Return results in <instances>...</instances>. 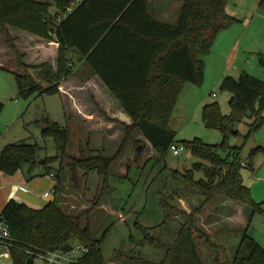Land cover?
I'll list each match as a JSON object with an SVG mask.
<instances>
[{
	"label": "trees",
	"instance_id": "16d2710c",
	"mask_svg": "<svg viewBox=\"0 0 264 264\" xmlns=\"http://www.w3.org/2000/svg\"><path fill=\"white\" fill-rule=\"evenodd\" d=\"M53 4L58 10L55 15L50 13L51 4L47 2L0 0V31L7 47L16 56L18 68L23 70L16 74L17 96L28 99L36 93H59L60 83L73 73L68 53L75 50L131 119V124H122L124 137L111 156L100 152L81 159L69 156L75 166L71 169V181L74 184L78 181V170L82 169L86 175L94 171L106 187L111 165L130 144L135 130L162 158L172 144L181 145L200 159L182 175L205 196L199 211L215 196L251 208V215L247 213V226L227 264H264V248L248 234L250 216L264 209L261 203L254 202L241 175L243 168H252L253 155L264 153V147L255 148L245 164L241 158L242 147H230L227 143L235 124L248 110L253 120L244 141L264 124V82L246 72L237 78L223 77L220 89L231 93V113L223 115L217 103L204 105L202 113L204 124L221 132L220 144H207L197 138L177 141L175 132L168 126L181 85L203 82V55L220 33L239 21L226 12L227 0H184L175 25L151 17L148 0H82L70 13H67L70 0H54ZM259 7L264 12V0H260ZM10 30L55 41L58 44L56 65L50 62L27 64L26 54L18 49L16 36ZM259 64L264 68L263 55L259 57ZM29 69L38 70L40 81ZM3 108L0 101V115ZM42 135L52 137L56 145V155L48 159L64 158L68 146L67 129L46 118ZM37 150L36 144L24 142L5 145L0 150V171L14 175L24 164H34ZM48 159H45L46 165ZM196 172H202L203 176L196 179ZM59 176V172L54 173V199L45 206L32 208L15 199L5 204L1 215L12 236L14 264L31 263L29 250H67L74 242L89 247L88 254L82 256L78 264H104L101 241L93 237L88 221L90 210L82 216H71L59 207ZM193 230L189 225H181L176 241L167 248L160 264H203L196 250ZM199 234L210 242V236L200 226Z\"/></svg>",
	"mask_w": 264,
	"mask_h": 264
},
{
	"label": "rangeland",
	"instance_id": "374dc122",
	"mask_svg": "<svg viewBox=\"0 0 264 264\" xmlns=\"http://www.w3.org/2000/svg\"><path fill=\"white\" fill-rule=\"evenodd\" d=\"M35 1L50 3V12H56L54 0ZM183 2L169 0L164 6L166 16L159 21L175 25ZM259 2L227 0L226 12L239 21L220 33L211 49L203 55V82L199 85L184 82L181 85L168 123L177 141L197 138L212 145L222 142L221 132L207 127L202 113L204 105L210 103H217L223 115L231 113V93L220 89L223 77L237 78L246 72L264 82V68L259 64V57L264 56V12ZM152 8L153 5H150L149 9ZM16 31L14 35L18 34ZM29 45L27 38L16 44L18 49H25L24 61L27 64L52 62V50L46 52L38 47L39 50L35 52L38 44ZM235 46L234 57L231 51ZM22 48L19 49L21 52ZM68 56L74 66L72 75L62 81L63 84L60 83L63 96L59 93H36L23 99L17 96L16 83V73L21 74L23 70L18 68L16 56L7 47L0 31V58L5 65V69L0 68V101L4 104L0 115V150L16 142L36 144L38 147L35 163L24 164L13 177V184L17 185V177H34L46 172L47 168L59 172L58 205L71 216H82L86 210H90L88 221L93 237L101 241L104 264H160L167 254V248L176 241L183 224L195 229L194 242L203 264L229 263L243 232V228L238 226L243 217L242 211L250 214L251 208L240 204L243 206L241 208L236 205L239 204L237 201L215 196L199 211L205 196L182 177L186 170L200 161L188 149L182 150L179 155L169 150L162 158L135 130L131 134L130 144L111 165L106 187L94 171L86 175L82 169L78 170V181L76 184L71 181V169L75 166L69 156L81 159L98 152L111 156L124 137L122 124H131V121H124L127 117L115 97L106 95L98 79L80 60L79 54L70 50ZM12 65H16V68H12ZM29 73L40 81L37 69H29ZM71 108L78 111L76 116ZM250 114L252 112L248 110L242 116L227 139L230 147H242L241 158L245 164H248L255 148L264 147V124L244 141L248 125L253 120ZM46 118L67 129L68 146L64 158L48 159L56 155L57 149L52 137L42 135ZM99 127L104 128L105 132L94 131ZM137 146H143L140 153ZM46 158L49 162L44 165L42 162L46 164ZM251 165L252 168H243L241 175L251 190L254 202L261 203L264 209V153L256 152ZM202 176V172L195 173L196 179ZM45 178L41 180L43 189L48 187L52 176ZM12 188L16 189V186ZM53 198L52 192L48 199ZM227 200L230 203L223 206L222 203ZM82 222L85 224L84 215ZM209 223L212 224L205 225ZM199 226L210 236V242L199 234ZM248 234L264 248V212L250 216ZM36 264L41 263L37 261Z\"/></svg>",
	"mask_w": 264,
	"mask_h": 264
},
{
	"label": "crops",
	"instance_id": "0c3cea01",
	"mask_svg": "<svg viewBox=\"0 0 264 264\" xmlns=\"http://www.w3.org/2000/svg\"><path fill=\"white\" fill-rule=\"evenodd\" d=\"M168 3H169V0H148V9H149L150 5H153V8L151 10L150 9L148 10L149 15L151 17L157 19V20L164 18L166 16V9H164V6L167 5ZM54 7H55L56 12L54 14H52L50 12L52 15H55L58 12L57 7L55 5H54ZM63 16H64V14L59 15L58 18L61 19ZM10 31L14 35L15 30H10ZM16 33H18V34H15L14 36H16V42L15 43L17 45H18V43H20V41L22 39L24 40L27 38L28 43L31 44V45H29L30 47H32L33 44L34 45L38 44V46H36L35 52H37L39 50V48L42 51H46V52L49 50H52L54 53V57H53V60L51 63L54 66L56 65V56H57V51H58V44L55 41H48V40L39 38L37 36L30 35L27 33H22V32H17V31H16ZM236 47L237 46H235L234 50L231 51L232 54L234 55V57L236 56V50H235ZM21 48L22 47H20L19 49H21ZM22 49H23L22 51L26 53L25 49L24 48H22ZM27 58H28V55H27ZM3 61L4 60H2L0 58V68L1 69H5V65L2 64ZM13 67L16 68V65L15 66L12 65V68ZM8 69H10V68H8ZM16 74H19V73H16ZM95 77L100 82V84H101L100 87L102 88V90L105 91L106 95L112 97L113 95L107 90V88L104 86V84L101 82V80L97 76H95ZM63 83L64 82H62L61 84H63ZM60 88H61V85L59 86V94L61 96H63V93L61 92ZM69 97L71 98V96H69ZM70 98H69V101L71 103L72 101ZM64 109H65V113H67L65 105H64ZM71 109L73 111L72 113L76 116L78 111L73 109V108H71ZM124 115L127 117L124 119V121H126V119H128V121H131V119L129 118V116L126 113H124ZM88 119H90L89 116H88ZM88 129H89V127H88ZM90 129L92 130V128H90ZM94 131L95 132H101V133L105 132L104 128H100V127L95 128ZM43 164L46 165L45 161ZM54 172L49 170L50 174L51 173L54 174ZM49 173L45 174V172L44 173L42 172L39 175H37L38 177H42V178H38L36 175H34V177H32V176H28L25 178L21 177L20 179L17 177L16 178L17 179V185H15V184H13L12 180L14 179L13 177H16L15 175L17 173H15L14 175H7V174H4L0 171V208H1L0 213L2 212L5 204L10 199H15L17 201L23 202L32 208H41V207L45 206L48 202L52 201V199H48V198H49L50 194L52 195V192L54 193V186L56 185V180L54 179V177L51 178ZM55 173H57V172H55ZM43 175L47 176L48 179L51 178V180H49L48 187L46 189H43V186L41 184V180L46 179L45 176L43 177ZM13 185L16 186V189L12 188ZM20 187H23L25 189H20ZM50 191H52V192H50ZM228 203H230V202H228V200H227V201L223 202L222 205L224 206L225 204H228ZM236 205L238 207L243 208V206H241L242 204L240 205V203L236 204ZM247 213L248 212H246L245 210L242 211L243 217H241L240 224L238 225L241 228H244L247 226ZM215 222L219 223V221H215ZM204 223L205 222L202 223V226H204ZM211 224L212 223L205 224V225H211ZM248 230H249V226H248Z\"/></svg>",
	"mask_w": 264,
	"mask_h": 264
},
{
	"label": "built area",
	"instance_id": "2783aa9c",
	"mask_svg": "<svg viewBox=\"0 0 264 264\" xmlns=\"http://www.w3.org/2000/svg\"><path fill=\"white\" fill-rule=\"evenodd\" d=\"M81 2L82 0H70L67 13L72 12ZM169 150L174 155H179L180 152L184 150V147L172 144ZM51 176L54 177V174L51 173ZM12 246V236L9 227L0 213V264H14L11 254ZM88 252L89 247L87 245L74 242L67 250H29L27 253H29L33 259L29 264H36L37 261L41 264H78L80 258L88 254Z\"/></svg>",
	"mask_w": 264,
	"mask_h": 264
},
{
	"label": "water",
	"instance_id": "95a60500",
	"mask_svg": "<svg viewBox=\"0 0 264 264\" xmlns=\"http://www.w3.org/2000/svg\"><path fill=\"white\" fill-rule=\"evenodd\" d=\"M234 133H236V132H234ZM142 148H143V146H138V148H137V152L138 153H140V151L142 150ZM44 163V161L42 162V164Z\"/></svg>",
	"mask_w": 264,
	"mask_h": 264
}]
</instances>
